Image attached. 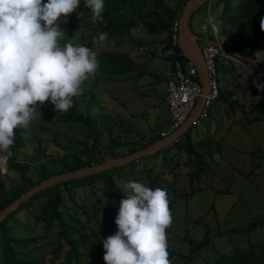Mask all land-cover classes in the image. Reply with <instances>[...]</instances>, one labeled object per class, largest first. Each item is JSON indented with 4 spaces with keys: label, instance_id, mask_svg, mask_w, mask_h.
Here are the masks:
<instances>
[{
    "label": "rangeland",
    "instance_id": "1",
    "mask_svg": "<svg viewBox=\"0 0 264 264\" xmlns=\"http://www.w3.org/2000/svg\"><path fill=\"white\" fill-rule=\"evenodd\" d=\"M223 6L220 0L209 1L212 23L218 29L217 39L225 48L224 52L230 55L228 51H231V41L221 34L226 17ZM206 7L207 4L201 6L191 17V30L199 36L200 24L206 16ZM124 16L137 25L128 31H121L114 38L106 37L102 42L98 40L93 42L90 32L87 31L86 34L89 36L82 40L81 37L84 34H81L82 31L79 29L70 40L73 45L84 44L96 54L102 50L127 54L135 65L134 72L119 78L107 77L96 70L83 84L84 90L87 86L98 83L95 87L96 102L89 106V111L93 114L99 107L102 108L103 131L98 133L97 137L101 146L106 145L110 138L126 146L137 145L141 139L144 141L154 134L160 136V133L167 130L169 124V115L164 102L165 78L173 76V70L169 59L165 58L167 51L161 50L163 35L146 33L142 24L139 23V19L144 18V11L140 12L139 8ZM262 19H264V12L261 21ZM263 45L264 43L261 48ZM199 46L202 48L204 43L199 42ZM224 59L217 57L215 61L218 87L222 84V79H226L228 75L225 69L232 67L233 75L234 73L239 75V88L234 91L233 100L230 99L226 103L224 101L226 93H224L221 102L213 101L207 110V116L198 125L193 124L189 133L192 142H197V136L200 133V137H203L198 139L195 147L199 153L205 151L203 155L205 174L199 180H193L190 185L188 179L193 173V163L186 162L185 153L173 155L175 151L172 146H169L166 151L171 165H178L172 171V174L177 175L176 179L168 173L167 169L160 166L159 159L147 161L146 167L150 169V177L164 172L163 177L169 183L166 192L171 202L169 208L172 221L165 230L168 252L186 256L188 253L186 239L199 242L204 233L209 232L208 245L200 249L189 264H206V261L215 258L217 252H228L235 245L252 250L260 264H264V114L254 116L255 120L235 127V130L230 133L220 129H214L215 131L212 132L209 129L210 124L212 127L218 121L217 107L220 103H223V108L229 115H231L232 102L235 104L233 109L236 115L232 116L234 119L243 120L244 117L250 119V107H256L253 96H258V92L250 90L249 87L252 84L254 86L264 84V63L257 68L255 74L250 76L251 71L248 70L247 65L233 62L229 64L226 62L228 59ZM181 65L186 73V63L181 62ZM249 76L251 79L248 78ZM228 89L225 86V91ZM84 100L86 101V97ZM78 109L86 113L80 105ZM37 110L39 115L33 117L27 130H22L24 148L19 154V157L26 161L31 169L34 170L35 162L39 160L35 153L38 143L42 149H45L46 155H62V152L50 142V134H55L56 141L66 145L71 151L83 149L84 144L90 145V139L86 138V130L80 123L73 125L61 123L57 120L56 113L49 112L42 105H38ZM221 135L223 138L220 139ZM116 151L120 150L117 148ZM211 155L213 161L212 158L210 160ZM69 161L70 158H66L63 163L67 164ZM128 172V169L123 170L125 175ZM0 176L6 187L17 183L16 176L6 170V160L0 161ZM140 182L146 184L145 180ZM83 191L77 190V193L81 195L77 202L80 205L85 204L93 211L94 196L89 188ZM72 213L73 210L70 211V214ZM103 217L104 213L100 214L99 220ZM79 218L82 221L85 220L82 215H79ZM90 219L91 224L88 223L86 226H93L92 224L95 223L92 217ZM255 220H261V224L247 233L246 226ZM32 228L33 220L26 214L15 216L11 223L12 233L15 236L26 235ZM83 229L91 239L85 247L89 250L86 256H89L91 252L100 254L96 239L90 234V228ZM38 230L41 229L38 228L36 231ZM40 234L42 235V231ZM55 239L54 235H43L42 239L37 240V245L45 254H48L51 243ZM169 260L171 264L182 262V259L175 256Z\"/></svg>",
    "mask_w": 264,
    "mask_h": 264
},
{
    "label": "trees",
    "instance_id": "2",
    "mask_svg": "<svg viewBox=\"0 0 264 264\" xmlns=\"http://www.w3.org/2000/svg\"><path fill=\"white\" fill-rule=\"evenodd\" d=\"M186 1L104 0L101 18L93 21L90 10L85 7L84 0H80L76 10L57 22L58 27L64 33L60 43L70 42L72 35L79 29L82 31L81 34H84L81 37L82 40H85L89 35L92 36L93 40V37H98L101 32L106 33L107 38H114L121 31H128L137 25L128 20L124 14L139 8L140 12L144 11V18L139 19V23L142 24L146 33L148 35H163L162 52L173 51L165 58L169 59L171 69L174 70L176 61L180 65L181 62L187 63V60L180 54L177 46L173 45L171 40L172 24L178 20ZM220 1L223 2L226 13L221 34L231 41L230 50L243 58L256 54L264 43V23L261 21L264 12V1ZM87 31L90 32L89 35L86 34ZM263 57L264 53L254 66L244 62L248 65V70L251 71L250 76L255 74L257 68L264 63ZM97 59L99 62L97 71L107 77L119 78L135 71V65L127 54L102 50L97 54ZM226 62L231 64L229 60H226ZM97 85L98 83H94L87 86L79 97L73 98V105L67 112H56L57 120L61 123L72 125L80 123L84 126L86 138L90 139L89 146L84 144L83 149L71 151L66 145L56 141L55 134H50V142L62 152V155H46L45 149H42L38 143L35 153L39 160L35 162L33 170L26 161L19 157L21 150L24 148L23 131L21 129L14 130V142L10 146L11 155L6 159V170L16 176L17 183L6 187L0 176V211L34 185L50 176L97 165L109 159L131 154L163 139L158 134H154L144 141L141 139L137 142V145L126 146L110 138L106 145L101 146L97 137L103 131L101 127L102 108L99 107L98 111L93 114L89 111V106L96 102L95 87ZM220 96L221 91H219L216 99ZM84 97H86V101ZM79 105L84 108L86 113H82L78 109ZM42 107L55 113L53 106L47 100L42 104ZM253 120L255 119L253 118ZM45 131L50 133L49 130ZM189 133L190 128L181 139L170 146L174 148L173 155L185 153L186 162L193 163V173L188 179L191 185L193 180H199L205 174L203 167L205 152L199 153L195 147L197 142L191 141ZM117 148L120 150L119 152L116 151ZM66 158H70L67 164L63 163ZM157 159L160 160V166L167 169L169 174H172V171L178 166L177 164L171 165L167 151L164 149L149 157L128 163L123 167L54 185L37 192L31 198L19 204L14 211L7 214L0 222V264H104L101 241L116 231L113 221L118 211L119 201L123 198V194L120 192L121 184L132 178L136 181L145 180L149 188L159 187L166 190L169 186L167 179L163 177L164 172L153 177L149 176L150 169L146 167V162ZM125 169L129 171L126 175L123 174ZM172 175L176 179L177 175ZM85 188H89L94 196L93 211L85 204L80 205L77 202L81 196L77 193V190L84 192ZM170 205L171 202L169 201ZM71 210H73L72 214H70ZM103 213L104 217L99 220L100 214ZM20 214H26L33 220V228L26 235L19 234L15 236L12 233L11 223L15 216ZM79 215L84 216L85 220L82 221ZM90 217L95 223L92 224L93 226H86L88 223L91 224ZM260 224L261 220H255L250 222L245 230L248 233ZM84 227L90 228V234L95 237L97 248L101 251L100 254H94L90 251L89 256H86V252H89V250L85 247L91 242V239L86 235ZM38 228L41 230L36 231ZM41 231L42 235L40 234ZM43 235L56 236V239L51 243L48 254H45L37 245V240L42 239ZM209 235V232H205L199 242L186 239L188 244L187 255L183 256L179 253L168 252V258L175 256L182 259L181 264H189L198 254V251L208 245ZM205 263L260 264V261L257 260L252 250L239 248L235 245L228 252H217L214 259Z\"/></svg>",
    "mask_w": 264,
    "mask_h": 264
},
{
    "label": "clouds",
    "instance_id": "3",
    "mask_svg": "<svg viewBox=\"0 0 264 264\" xmlns=\"http://www.w3.org/2000/svg\"><path fill=\"white\" fill-rule=\"evenodd\" d=\"M80 0H0V161L10 155L14 130H27L46 100L64 113L94 74L97 54L84 44L60 43L58 21ZM93 21L104 0H84ZM264 23V19H262ZM106 33L93 37L104 41ZM257 89L264 84H256ZM113 223L116 231L101 241L104 264H171L166 228L172 221L166 190L127 180Z\"/></svg>",
    "mask_w": 264,
    "mask_h": 264
},
{
    "label": "water",
    "instance_id": "4",
    "mask_svg": "<svg viewBox=\"0 0 264 264\" xmlns=\"http://www.w3.org/2000/svg\"><path fill=\"white\" fill-rule=\"evenodd\" d=\"M209 1L210 0H187L182 8L181 14L178 17L176 46L180 54L187 60V62H189L196 69L198 80L201 85L200 97L196 101V104L192 112L190 113L186 121L178 128V130L171 133L167 137L159 141H156L152 144H149L143 149H140L134 153L116 157L114 159H109L97 165H90L71 172H64L58 175H53L48 177L47 179L34 185L31 189L20 195L10 205H8L2 211H0V222L5 218L7 214L14 211L19 204L25 202L39 191H43L54 185L66 181L81 179L84 177H89L99 174L106 170L123 167L128 163L136 162L140 159L149 157L161 150L167 149L171 145V143H173L179 137L184 135V133L189 129V127L192 126L199 118L203 109L204 98L208 93L207 78L200 52L199 42L213 43L219 46L223 51H226L225 48L220 44L206 40L202 36L196 35L191 31L190 20L193 13L204 4L208 3ZM228 52L230 53L229 56L232 57V59L229 58V60L232 61L233 63L243 64V62H246L249 65L254 66L255 63L261 58L262 54L264 53V45L259 52L248 58H243L233 53L232 51H228Z\"/></svg>",
    "mask_w": 264,
    "mask_h": 264
},
{
    "label": "built area",
    "instance_id": "5",
    "mask_svg": "<svg viewBox=\"0 0 264 264\" xmlns=\"http://www.w3.org/2000/svg\"><path fill=\"white\" fill-rule=\"evenodd\" d=\"M206 4V16L200 24L201 36L206 40L220 44L217 39L218 29L212 23L209 2ZM177 29L178 20L175 21L171 27V40L173 45H176ZM172 52V50L167 51V55ZM200 52L207 78L208 93L204 98L202 112L195 122L196 125L207 116L208 108L218 97L219 87L216 79V58L223 57L226 59H232L231 56L226 54L219 46L213 43H204V46L200 48ZM186 66L187 72L185 73L182 70L180 63L176 61L174 63L173 76H167L166 78L164 102L169 115V124L167 130L160 133L162 138H165L178 130V128L186 121L201 94V85L198 80L196 69L189 62L186 63ZM177 141L178 140H175L174 143Z\"/></svg>",
    "mask_w": 264,
    "mask_h": 264
},
{
    "label": "crops",
    "instance_id": "6",
    "mask_svg": "<svg viewBox=\"0 0 264 264\" xmlns=\"http://www.w3.org/2000/svg\"><path fill=\"white\" fill-rule=\"evenodd\" d=\"M190 26H191V20H190ZM191 28V27H190ZM192 31V30H191ZM201 36V34H200ZM261 49V48H260ZM229 60V59H228ZM230 61V60H229ZM232 62V61H230ZM246 63V62H245ZM244 62L243 64L246 65ZM248 64V63H247ZM242 65V64H241ZM248 66V65H247ZM229 68V67H228ZM232 67H230V69H225V72L228 74L226 76V79H222V84H219V91H221V96L220 98L218 99H215L214 101H218V102H221L223 100V97H224V93H226V99L228 100H224L226 103L227 101H229L230 99L233 100V97L235 95L234 91L238 90L239 88V75L237 73H234L233 75V72H232ZM167 78V76H166ZM165 78V79H166ZM249 78V77H248ZM264 79V78H263ZM249 80V79H248ZM237 82V84L235 83ZM249 82V81H248ZM253 83V82H252ZM250 84V83H249ZM225 86H227L229 89L228 91H225ZM250 90H254L258 92V96H253V98L255 99L256 101V107L255 106H252L250 107V119H248L247 117H244L243 120H236L234 119L232 116L233 115H236V111L233 109V105H235L233 102H232V109H231V115L228 114V112H226L225 108H223V103H220L219 104V107H217V110H218V121L216 124H214V126L211 127V124L209 125V129L212 130V132H214L215 130L214 129H220V130H223V131H226L227 133H230L231 131L235 130L234 128L235 127H238L242 124H245V123H249V121H253V118L254 116L256 115H260V116H263L264 114V88L262 89H257L256 90V86H254L253 84L250 85ZM166 90V89H165ZM213 103V102H212ZM212 105V104H211ZM211 107V106H210ZM213 121V119L211 120V122ZM200 123V122H199ZM195 125V123H194ZM191 127V126H190ZM189 127V128H190ZM188 131V130H187ZM186 131V132H187ZM185 134V133H184ZM201 135V133H200ZM197 136V142L200 140L199 138L203 139V137L201 136L200 137ZM227 135V134H226ZM183 136L179 137L177 140L181 139ZM223 138V136L221 135L220 139ZM199 139V140H198ZM223 140V139H222ZM174 143V142H173ZM172 144V143H171ZM199 147V146H198ZM205 152V151H204ZM203 153V151H202ZM212 158V161L214 160L213 159V156L211 155L210 156V160Z\"/></svg>",
    "mask_w": 264,
    "mask_h": 264
}]
</instances>
